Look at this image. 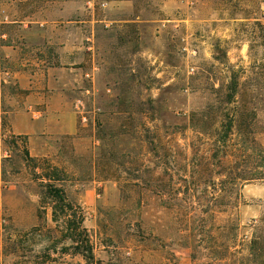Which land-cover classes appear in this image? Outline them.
<instances>
[{
  "label": "rangeland",
  "instance_id": "obj_1",
  "mask_svg": "<svg viewBox=\"0 0 264 264\" xmlns=\"http://www.w3.org/2000/svg\"><path fill=\"white\" fill-rule=\"evenodd\" d=\"M263 10L0 0V264H264ZM24 142L65 172L93 263L39 214Z\"/></svg>",
  "mask_w": 264,
  "mask_h": 264
},
{
  "label": "trees",
  "instance_id": "obj_2",
  "mask_svg": "<svg viewBox=\"0 0 264 264\" xmlns=\"http://www.w3.org/2000/svg\"><path fill=\"white\" fill-rule=\"evenodd\" d=\"M235 99V98H234ZM238 121L237 116L229 118L227 124L223 125L222 140L226 144L232 136H237L242 140L243 132L238 131L237 135L234 129ZM224 145L223 147H225ZM24 157L27 168L36 181L39 182L42 190L39 202V214H47L48 208L53 211V222L59 227V236L64 241L69 240L72 245L64 248L68 251L70 248L74 250L75 256L83 257L87 262L93 263L95 255L91 243V237L88 229L85 226L86 213L85 210L78 204L69 200L63 183L66 181L65 172L52 164L47 158L32 157L28 148L27 142H24ZM245 148V143H241V150ZM256 148H262L257 145ZM258 179H263V176H254ZM256 178V179H257ZM59 264H69L67 262H59Z\"/></svg>",
  "mask_w": 264,
  "mask_h": 264
},
{
  "label": "crops",
  "instance_id": "obj_3",
  "mask_svg": "<svg viewBox=\"0 0 264 264\" xmlns=\"http://www.w3.org/2000/svg\"><path fill=\"white\" fill-rule=\"evenodd\" d=\"M64 94H63V96L59 95V102L61 100L63 101V102H61L63 105L61 103H59V131L61 130L63 133H67L68 131H66L65 124L63 123V121L65 119L64 109H65V107H67V106H65L66 103H65V96H64ZM73 131H74V128H73V130H71V133Z\"/></svg>",
  "mask_w": 264,
  "mask_h": 264
},
{
  "label": "built area",
  "instance_id": "obj_4",
  "mask_svg": "<svg viewBox=\"0 0 264 264\" xmlns=\"http://www.w3.org/2000/svg\"><path fill=\"white\" fill-rule=\"evenodd\" d=\"M263 17H264V10H263ZM84 121H86V118H84Z\"/></svg>",
  "mask_w": 264,
  "mask_h": 264
}]
</instances>
